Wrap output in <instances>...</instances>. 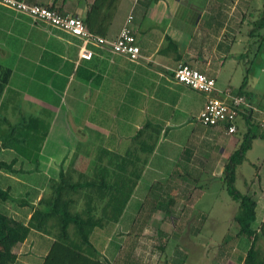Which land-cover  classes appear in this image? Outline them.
Instances as JSON below:
<instances>
[{
    "label": "crops",
    "instance_id": "obj_1",
    "mask_svg": "<svg viewBox=\"0 0 264 264\" xmlns=\"http://www.w3.org/2000/svg\"><path fill=\"white\" fill-rule=\"evenodd\" d=\"M23 1L52 6L83 22L94 2ZM251 3L253 0H119L106 38H115L132 17L129 27L143 57L138 63L97 47H91V60H81L76 38L0 5V65L11 70L0 99L3 135L7 130L3 138L0 136V161L15 162L13 168L17 171H0V188L10 191L15 201L26 200L35 206L50 194L51 181L61 171L73 177L79 172L87 173L91 171L87 157L96 158L102 148L123 154L136 140L147 147L149 141H156L146 159L138 152L140 180L149 179L151 188L166 185L170 190L176 189V184L182 187L185 174L190 179L192 176L193 188L199 190V175L220 182L223 165L236 147L238 131L245 129L246 121L237 118L234 135H226L222 127L198 123L196 118L206 97L173 80L172 70L183 63L215 80V97L227 90L234 95L242 91L255 109L250 115L251 123L261 125L258 129L263 138L252 141L237 169L236 186L240 183L242 192L251 194L256 201L254 223L258 222L256 227L252 225L256 229L264 220V52L257 49L250 61L248 47L259 20L250 9ZM260 12L262 9L258 15ZM244 24L252 26L247 40L243 36ZM228 68L232 72L228 73ZM149 126L156 132L152 140L145 129ZM25 127L30 134L32 130L40 133L39 140L46 143L33 149L29 157L15 147L24 143L18 131ZM41 127H45L42 137ZM138 130L141 134L134 139ZM51 143L69 146L57 144L47 149ZM0 210L23 221L32 215L30 206L10 201L0 202ZM115 228L95 230L91 241L102 259L125 264L127 258L117 256ZM52 241L51 236L33 231L14 248L17 262L27 259V252L33 248L36 258L43 262ZM18 250H25L21 257Z\"/></svg>",
    "mask_w": 264,
    "mask_h": 264
},
{
    "label": "trees",
    "instance_id": "obj_2",
    "mask_svg": "<svg viewBox=\"0 0 264 264\" xmlns=\"http://www.w3.org/2000/svg\"><path fill=\"white\" fill-rule=\"evenodd\" d=\"M118 1L94 0L84 20L90 32L106 37ZM49 8L57 11L52 6ZM260 18L255 23V29H264V4ZM10 76L11 70L0 65V99ZM237 95H243L247 99L242 91ZM252 113L248 110L238 113V117L246 121V126L238 131V143L226 159L219 179L227 195L237 206L232 218L235 234L231 237L236 240L247 239L249 244L245 254L239 257L238 264H264V248L261 249L259 245L260 242L264 244V220L256 229L252 228L256 201L251 194L242 192L236 186L237 169L244 162L252 141L257 137L263 138L258 129L261 125L251 123ZM236 122L234 134L238 129ZM221 127L226 132L227 125ZM145 129L150 140L153 136L156 137L151 126ZM140 134L138 130L134 139ZM155 144L156 141H149L147 147L146 143L144 145V142L136 140L123 154L102 148L96 158L87 157V162L92 166L91 171L77 172V177L61 171L58 179L51 181L50 194L43 196L35 206L29 205L26 200L15 201L10 191L0 188V202H15L21 207L30 206L32 209V215L27 221L17 220L0 210V264H18L14 248L24 243L33 231L53 238L42 264H114L101 258V254L94 248L91 235L95 230L112 229L122 221L142 175L138 152H142L146 159L152 154ZM145 159L142 160L143 166ZM14 165L13 161H0V171L15 174L17 171L13 168ZM199 216L207 217L205 213ZM135 218L138 219L134 217L133 220ZM117 234L122 236L124 232ZM223 238L224 244L227 237Z\"/></svg>",
    "mask_w": 264,
    "mask_h": 264
},
{
    "label": "rangeland",
    "instance_id": "obj_3",
    "mask_svg": "<svg viewBox=\"0 0 264 264\" xmlns=\"http://www.w3.org/2000/svg\"><path fill=\"white\" fill-rule=\"evenodd\" d=\"M263 4L264 0H253L250 4V9L256 12V20L261 19V12L258 15V11L263 9ZM250 29L252 26L250 28L246 26L243 31L246 40L250 39L248 36ZM251 40L248 47L250 61L253 60L257 49H260L262 54L264 52V29H256ZM257 63L253 64V71ZM227 72L230 73L232 70L228 68ZM40 129L42 137L45 127ZM39 134L34 130L30 134L26 127L19 129L18 136L24 139V143L15 147L22 152L21 155L29 157L33 149L46 144L39 140L37 136ZM5 135L0 122V136L3 138ZM51 144L53 145H48L47 149L57 144L63 147L69 146V143ZM24 176L19 175L23 179L29 178L28 175ZM189 176L182 175V180H185V182L181 181L182 187H177L176 184V189L170 190L166 185L150 189V180L147 178L139 181L125 216L115 228L118 233L124 232L122 236L117 234L118 238L115 239L118 245V257L125 259L129 256L127 264H238L237 256L245 252L248 242L247 239L236 240L231 237L235 234L232 214L237 209L236 204L218 180L211 179L207 175L197 176V182L199 181L197 186L201 188L199 190L193 188L194 183L191 181L193 178L191 176L190 179ZM237 187L241 190L240 183ZM5 206L7 208L9 204L6 203ZM207 211H211L210 215L206 214ZM202 213L207 217L199 216ZM134 217L138 219L133 220ZM256 222L252 224L253 227L257 226ZM128 232L130 233L127 234ZM173 233L176 234L177 239L176 236H171ZM223 237H227L224 244ZM259 245L261 249L264 248L263 242ZM22 252L25 250L17 251L20 257ZM36 255V248H33L29 254L27 252V259H19L18 264H41L42 258H36Z\"/></svg>",
    "mask_w": 264,
    "mask_h": 264
},
{
    "label": "built area",
    "instance_id": "obj_4",
    "mask_svg": "<svg viewBox=\"0 0 264 264\" xmlns=\"http://www.w3.org/2000/svg\"><path fill=\"white\" fill-rule=\"evenodd\" d=\"M0 5L78 39L80 42L78 57L81 60L92 59L93 51L91 47L105 49L112 55L124 57L132 63H138L143 58L140 48L136 44L134 34L129 27L132 17H128L125 25L115 38H106L90 32L79 17L64 15L49 7L29 4L23 0H0ZM172 77L176 83L205 95V104L197 116L198 123L204 127L227 125L225 133L226 135H232L236 132L235 121L238 113L246 110L255 111L243 95H234L230 90L220 93L219 97H215L214 94L218 93L215 80L187 64H179L172 70Z\"/></svg>",
    "mask_w": 264,
    "mask_h": 264
}]
</instances>
